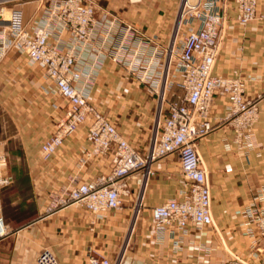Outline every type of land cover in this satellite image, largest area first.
I'll use <instances>...</instances> for the list:
<instances>
[{"label":"crops","instance_id":"1","mask_svg":"<svg viewBox=\"0 0 264 264\" xmlns=\"http://www.w3.org/2000/svg\"><path fill=\"white\" fill-rule=\"evenodd\" d=\"M88 1L96 4L97 18L106 13L117 28L110 43L103 42L104 30L96 28L93 43L78 47L74 83L88 92L96 109L104 108L123 138L144 155L159 119L164 51L176 32L180 0ZM202 1L223 19L214 75L240 79L247 99L264 96V20L242 26L234 0ZM34 4L24 8L27 22L38 12ZM259 13L264 15V0H259ZM189 26L180 29V45ZM62 38L55 34L52 41ZM155 51L159 52L155 77L144 75L146 63L135 73L129 69L134 59L146 60ZM169 89L167 101L175 100ZM0 103L13 121L9 127L0 124V152L5 155L0 175L11 180L0 193V217L7 226V234L0 237V264H36L45 249L52 250L60 264H88L93 251L113 262L124 254L122 264H227L234 258L264 264V253L257 251L256 236L247 232L242 216L264 188V103L255 133L241 149L235 132L218 122L228 112L226 98L215 97L212 112L217 128L199 141L214 224L193 225L186 235L159 233L152 220L153 208L176 198L183 188L174 156L156 164L138 215V180L131 181V195L119 211L96 216L73 205L49 212L53 195L74 178L84 182L107 174L111 158L87 156L90 146L84 126L51 160L42 159L40 148L68 106L44 70L18 52L0 64ZM167 114L165 110L162 119Z\"/></svg>","mask_w":264,"mask_h":264},{"label":"built area","instance_id":"2","mask_svg":"<svg viewBox=\"0 0 264 264\" xmlns=\"http://www.w3.org/2000/svg\"><path fill=\"white\" fill-rule=\"evenodd\" d=\"M32 3L39 4L37 11L40 13L36 12L35 17L27 22L24 7ZM234 3L240 25L264 20V15L259 13V0H234ZM178 17L180 25L177 24L173 39L164 51L167 76L163 83L166 85L162 87L164 94L158 123L143 155L123 138L109 117L89 102L88 92L74 83L78 47L93 43L96 28L104 30V43L112 42L116 20H110L106 13L97 18V6L88 0H0V64L11 52L25 55L32 64L44 70L68 106L54 132L40 148L42 159L51 160L65 140L84 126L87 127L90 146L87 156L111 158L112 168L107 174L84 182L74 178L70 186L53 195L49 212L73 205L81 206L96 216L119 211L131 195V181L138 180V215L144 205L149 181L156 173L155 164L160 159L177 156L183 188L176 198L153 208L152 220L156 230L186 235L193 225L213 226L211 188L198 141L217 128L212 115L215 97L218 94L227 97L230 105L222 121L234 125L240 139L245 131L253 132L264 96L247 99L240 79L214 75L223 19L211 5L202 0H196L195 4L190 0H180ZM183 24L190 26L180 45ZM64 33L71 35L73 45L65 46L61 44L63 40L52 41L55 34L61 36ZM157 55L159 52L155 51L149 59H134L129 68L135 73L146 63L144 75L155 77L159 65ZM175 61L183 75V95L180 99L167 101L169 74ZM165 110L168 114L162 119ZM4 164L5 155L0 152V168ZM10 184L9 178L0 175V193ZM242 216L247 232L256 236L257 251L264 253V188L257 199L244 209ZM6 234L7 226L0 217V237ZM123 256L113 262L108 256L93 251L88 264H122ZM36 264L60 263L52 250L45 249L37 257ZM227 264L249 263L234 258Z\"/></svg>","mask_w":264,"mask_h":264},{"label":"rangeland","instance_id":"3","mask_svg":"<svg viewBox=\"0 0 264 264\" xmlns=\"http://www.w3.org/2000/svg\"><path fill=\"white\" fill-rule=\"evenodd\" d=\"M132 2V1H131ZM134 3V2H133ZM190 3L191 4H195L196 3V0H190ZM34 4V3H33ZM39 4L38 3H35L33 6H34V8L36 7V6H38ZM25 8V7H24ZM214 12H216V13H218L217 11H214ZM179 14V13H178ZM188 16H190V15H188ZM177 24H178V26L180 25V18L178 17V19H177ZM61 36H63V38H62V40H63V42H65V43H67V44H72L73 45V38L71 37V35H69L68 33H64L63 35H61ZM220 44H221V40H222V33L220 32ZM219 44V45H220ZM219 51H220V49H219ZM22 56H24L25 58H27L25 55H22ZM149 58H151V57H149ZM149 58H146V59H149ZM29 60V59H28ZM164 60V59H163ZM176 60V59H175ZM161 64H163V63H161ZM130 69V68H129ZM166 70V71H165ZM162 76H164L165 78H164V81H166V76H167V68L166 69H164L163 71H162ZM182 80H183V75H182V73L179 71V69H178V66H177V61H175L174 62V64L172 65V67H171V70H170V74H169V85H168V87L170 88L169 90L171 91V92H174L173 94H175V96H176V99H180L181 97H182V95H183V89H182V87H181V85H182ZM163 85V87H164V85H166V83L165 84H162ZM164 90V88H162V90H161V98H160V108H161V106H162V103H163V95L162 94H164L163 91ZM169 93V92H168ZM222 96H224V95H222ZM225 98H226V103H227V105H228V107H229V105H230V103H229V101H228V99H227V97L226 96H224ZM4 105V104H3ZM3 105H1V103H0V124H3V125H5V126H7V127H9L11 124H12V116H10V115H8V114H6V113H4L3 111H4V107H2ZM262 106V105H261ZM261 106H260V108H261ZM98 107V110L101 112V113H103V114H105L106 116H109V114L107 113V112H105V110H104V108L103 107H100V106H97ZM213 111V110H212ZM212 115H213V112H212ZM259 117H260V110H259V114H258V120L255 122V125H254V130H253V132H246L245 131V133L242 135V137L240 138V139H238V136H237V134H236V131H235V126L234 125H232V124H229V123H226V122H224V121H222L223 119H220V120H218V122H219V124L221 125H225V126H228L229 128H231L234 132H235V140H236V144H238L237 145V147L240 145L242 148L241 149H243L246 145L248 146V143L251 141V138L253 137V135H254V133H255V130H256V125H257V123H258V121H259ZM224 118H226V115H225V117ZM215 119H213V121H214ZM229 122V121H228ZM215 124V123H214ZM200 141V140H199ZM199 141H198V150H199ZM243 141V142H242ZM242 142V143H241ZM240 143V144H239ZM247 146H246V148H247ZM200 152V151H199ZM200 154V153H199ZM172 157V156H171ZM174 157H176V160L178 161V159H177V156H174ZM162 160H164V159H160L158 162H160V161H162ZM157 164V163H156ZM156 164H155V166H154V169L156 170ZM156 174V173H155ZM67 188V187H66Z\"/></svg>","mask_w":264,"mask_h":264}]
</instances>
